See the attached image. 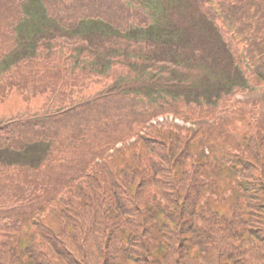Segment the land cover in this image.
I'll return each instance as SVG.
<instances>
[{
	"label": "trees",
	"instance_id": "1",
	"mask_svg": "<svg viewBox=\"0 0 264 264\" xmlns=\"http://www.w3.org/2000/svg\"><path fill=\"white\" fill-rule=\"evenodd\" d=\"M214 1L219 24L210 3L195 4L230 53L216 79L149 66L139 91L113 82L92 97L90 75L74 72L83 51L56 60L51 34L184 50V30L162 19L183 0H0V264H264V0ZM226 88L256 96L185 118ZM164 95L186 102L176 115L194 127L144 125L143 99Z\"/></svg>",
	"mask_w": 264,
	"mask_h": 264
},
{
	"label": "rangeland",
	"instance_id": "2",
	"mask_svg": "<svg viewBox=\"0 0 264 264\" xmlns=\"http://www.w3.org/2000/svg\"><path fill=\"white\" fill-rule=\"evenodd\" d=\"M182 4L184 6L177 9H165V15L162 19L164 21L163 23H168L177 30H184L183 33L186 35V40L189 41L183 45V47H186L184 50H181L179 46H170L172 44L178 45L175 41L169 42L167 44L169 46H163L156 45L151 41L147 42L138 38L126 39L121 36L104 37L92 42L83 41L77 38H69L66 36L55 37L52 39V44H54L57 48L62 49L61 52L64 53L65 56H67L71 51H73L72 54H74L77 48H81L83 54L78 53L76 56L81 58L83 61V67L74 72L78 74L79 83H84L87 80V76L90 75V80L86 87H84L83 93L92 97L99 95L102 89L111 85L113 82H116V86L117 84H120L125 91H139L141 86L144 84L141 77L143 68L149 66L160 68L162 70H174L178 73V79L184 81L197 82L207 75L216 79L220 70L225 69L223 66L225 61L227 67H231L229 58L230 53L225 52L221 45L220 47L222 49L214 42L216 41L214 33L207 35L209 26L205 25L204 21H202L204 19L201 16V11L196 8L195 0H187L186 2L183 0ZM140 11L141 10L139 9V11L134 12ZM61 52L60 54L57 53L58 59H61ZM175 53L176 55L178 54L177 56L181 58L182 62H186V66H188V68H183V66L180 67L167 61L177 58L173 55ZM93 57H97L98 62L102 64L103 67H107L106 72H102L103 68L99 71L96 65H91L93 63ZM235 64H237L236 59ZM190 65L192 68L189 67ZM69 70L70 69L67 70L68 73L73 74V71ZM153 72L148 73L150 78H153L156 75V73ZM63 74L64 75H62V77L66 80V73ZM183 75H186V77H182ZM166 78L167 74L162 73L159 75L158 80L163 82ZM152 83V88L155 89L156 84L154 81H152ZM183 85L184 84H180L179 81L171 90L179 92L178 94H180V90ZM255 90H249L244 94V96L247 98L256 96V92H254ZM235 91H237L236 94H241L243 89L231 88L229 90V88H226L223 91L224 101H218L214 106H202L197 113L194 112L196 113L195 115L191 116L189 113L187 117L182 114L185 110H187V107H185L186 102L183 100L176 102L174 100H170L168 96L164 95L165 98L168 99L167 103H165V101H162L161 99V101L155 102V98L153 96L146 97L143 100L145 103H149V106L147 107V115L142 117L143 120L147 118V123H144V125L147 127L156 123H172V113H175V115H182L189 120L194 119V122L198 121L195 120L198 117H204L201 116L204 112L208 114L214 112L211 115H206L213 117L223 104H230V98L234 99L238 96L231 95L232 93L234 94ZM169 93L173 96H177L176 93ZM158 96H160V94H158ZM17 102L14 101L15 105H17ZM19 103L21 104V102ZM209 110L212 111L208 112ZM150 116L153 117L149 119L148 117ZM177 120L178 118H175L173 121ZM138 126L141 127V125ZM181 132L183 131L171 132L169 134L172 136H178ZM183 134L186 135L185 132Z\"/></svg>",
	"mask_w": 264,
	"mask_h": 264
}]
</instances>
